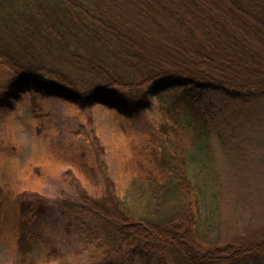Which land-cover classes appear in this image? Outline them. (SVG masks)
<instances>
[{
    "label": "trees",
    "instance_id": "1",
    "mask_svg": "<svg viewBox=\"0 0 264 264\" xmlns=\"http://www.w3.org/2000/svg\"><path fill=\"white\" fill-rule=\"evenodd\" d=\"M174 32L184 34L181 44L164 38ZM149 35L178 52L166 48L165 57ZM0 67L11 73L0 108L23 93L81 109L99 105L131 136L130 119L148 104L147 93L159 98L164 115L145 143L131 141L136 154L124 162L119 191L93 142H53L44 149L51 162L24 169L13 159L2 163L0 241L19 240L36 220L19 241L18 264H39L35 250L43 264L68 259L40 223L44 209L35 207L44 202L48 168H69L87 185L96 175L101 188L89 194L72 176L75 195L61 193L59 205L81 235L73 258L107 264L151 251L154 264H264V229L249 232L251 202L240 197L248 189H231V173L244 171L252 142L239 139L238 120L252 103L264 105V0H0ZM33 115L39 142L51 116ZM84 122L72 136H85L91 120ZM262 144L250 164L264 168ZM15 149L10 142L0 158Z\"/></svg>",
    "mask_w": 264,
    "mask_h": 264
},
{
    "label": "rangeland",
    "instance_id": "2",
    "mask_svg": "<svg viewBox=\"0 0 264 264\" xmlns=\"http://www.w3.org/2000/svg\"><path fill=\"white\" fill-rule=\"evenodd\" d=\"M130 10L135 11L131 8ZM137 16L143 17L141 14ZM131 21L138 29H142L139 24L140 21ZM143 32L145 36L146 33L144 30ZM173 35L175 36L164 35V38L170 40V37H175L173 39L179 41L178 44H181L184 34H176L174 32ZM149 38L150 41L157 44L160 43L155 48V51H160V54L165 57H169L171 54L166 48H171V50L178 52L176 46L169 44L170 41H165V39L159 40L151 35H149ZM10 79L11 73L0 67V94L2 96H5L4 94L7 92L5 90L6 84ZM119 92L127 97L130 96L128 91ZM146 98L148 104L135 118L130 119L133 129L131 136L128 133H121L117 125L118 123L113 119L112 112L105 107L96 105L81 109L60 98H46L33 93L14 95L8 99V107L0 108V148L6 147L10 142H13L16 144V149L9 154L8 158L3 153L0 158V169H2L4 163L10 162L11 159L16 161L20 169H24L29 165H38L41 160L51 162L49 158L45 160L46 152L44 149H47V146L53 142L55 145L62 142H73L75 144H84L87 148H90V143L93 142L96 148L95 152L99 153L100 162L105 163L107 175L113 183L115 191H119L124 187L126 181L124 162H131L135 158L136 150L133 146L145 143L146 139L144 137L151 133L155 134L157 126L164 122V115L161 110L162 103L159 98L149 93H147ZM261 111L262 114H257V112L260 113ZM34 113L51 116L50 123L46 124L47 128L44 136L39 139V142L36 140V133L33 128ZM87 118H90L91 124L87 128L85 136H72L73 132L71 130L79 122L85 123L84 121ZM238 121L242 125V134L239 139L243 143L246 142V145L249 140H252V142H250V146H247V153L243 156V159L246 161L244 171L239 174L236 171H232L231 173V189L232 191H235L237 188L241 190L248 189L246 191L247 194L245 193L240 197L244 203L245 200L246 202H251V205L248 206V211L254 215L255 219L247 228L250 233L256 235L262 233L264 229V168L256 167L250 164V162L256 160L254 156L258 150L262 149L260 147L263 146V103L260 101L252 103L249 112L246 115L242 113ZM86 137H88L89 141ZM132 140L136 141L134 145L131 143ZM138 161L140 162V159ZM72 176L76 177L77 183L85 187L89 194L94 195L101 191L96 175L93 177L94 183L87 185L84 183L82 175L75 174L69 168L58 169L57 171L48 168L46 169L45 182L40 192L44 198V202L43 204H35V207L44 209L45 214L42 219L40 218L41 225L53 235L61 249L68 252V259L64 264H89L85 257L77 259L72 257L70 251L74 244L79 242L81 235L77 233L75 226L70 223V218L63 213L59 205L61 193L75 195L74 184L70 180ZM231 213L232 210L229 209L228 215L231 216ZM34 221V223H29L25 226V232L31 229L30 226L36 224V220ZM243 225L246 226V223ZM24 231L23 233L21 232L19 240L11 236L2 238L0 241V264H18L19 241L24 237ZM235 233V229L231 230L229 232L230 237L228 238H231ZM34 257L39 264H43L39 250L34 251ZM155 258V254L150 251L144 253L142 258L124 255V257L119 256L112 259L107 264H154Z\"/></svg>",
    "mask_w": 264,
    "mask_h": 264
}]
</instances>
